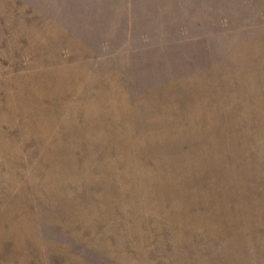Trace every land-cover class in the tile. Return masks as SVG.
<instances>
[{
    "label": "rangeland",
    "instance_id": "rangeland-1",
    "mask_svg": "<svg viewBox=\"0 0 264 264\" xmlns=\"http://www.w3.org/2000/svg\"><path fill=\"white\" fill-rule=\"evenodd\" d=\"M0 264H264V0H0Z\"/></svg>",
    "mask_w": 264,
    "mask_h": 264
}]
</instances>
